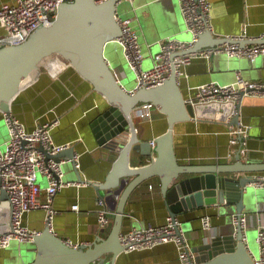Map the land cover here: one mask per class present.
Wrapping results in <instances>:
<instances>
[{"label": "crops", "instance_id": "1", "mask_svg": "<svg viewBox=\"0 0 264 264\" xmlns=\"http://www.w3.org/2000/svg\"><path fill=\"white\" fill-rule=\"evenodd\" d=\"M11 1L0 0V5ZM129 1L132 6L129 19L141 48L148 56L145 61L147 66L152 64V58L158 52L159 44L163 40L174 39L182 42L191 40L192 36L187 31L179 0ZM209 2L213 36L237 38L246 41L243 45H251L247 41L257 40L264 35V0H209ZM3 34L4 31L0 28V36ZM115 44L120 45L114 41L109 46ZM115 50V47L110 48V56L106 53L105 56L117 79L126 89L133 90L136 85V75L131 69L128 71L125 68L127 63L113 54ZM238 72L246 80L264 82V55H258L253 61L243 57H229L225 53L212 55L209 59L195 57L188 65L181 68L178 77L179 86L185 97H189L191 87L210 81L229 84L235 81ZM40 78L41 76L18 95L12 104L11 113L19 118L27 129H32L37 122H45L58 116L60 124L53 130L56 143L75 141L74 151L80 155V168L77 172L82 181L86 179L96 183L103 182L118 154L115 152L110 154L109 150L99 146L92 123L108 108L107 101L93 92L90 85L68 67L61 69L55 78H51L45 72ZM240 117L250 126L249 137L243 140L242 146L238 138L232 140V137L225 132L226 127L221 123L212 120L176 123L174 146L179 164L213 165L222 163L221 160L225 158L228 163H232L235 152L240 147L241 162L264 163V97H244L240 103ZM135 127L139 137L150 143L166 130L167 122L165 116L154 107L152 119H140L136 115ZM7 138L4 113L0 112L1 148H4ZM61 158L65 159L67 156ZM146 161H149L148 158L144 162ZM63 166L67 169L65 180L78 181L70 162L63 163ZM37 180L41 188L47 187L48 181L44 175L38 174ZM255 188L256 199L245 208L243 215L247 220L245 229L247 246L261 261L256 236L258 227L264 225V188ZM40 198L45 200V195H41ZM162 199L157 177L138 185L127 200L126 221L122 232L134 227L162 225L168 215ZM97 200L98 196L91 185L61 189L52 200L55 215L51 231L73 246L90 245L97 238H104L101 231L107 233L110 230L118 199L104 198L109 211L107 215L109 223L103 229L97 226ZM73 205H77L79 209L73 210ZM222 209L224 208L220 206H207L191 209L176 216L192 248L200 245L207 237L231 232L232 220L230 223L227 219L234 213L229 212V216ZM206 216L211 221V230L208 233L202 229V219ZM23 222L29 229L40 232L46 227L45 211L32 210L24 216ZM8 223L9 204L7 199L2 198L0 199V232ZM25 245L16 242L11 243L6 249H0V264H23L20 254ZM176 261V247L172 243H167L149 250L129 253L123 251L117 256L114 264H174Z\"/></svg>", "mask_w": 264, "mask_h": 264}, {"label": "water", "instance_id": "2", "mask_svg": "<svg viewBox=\"0 0 264 264\" xmlns=\"http://www.w3.org/2000/svg\"><path fill=\"white\" fill-rule=\"evenodd\" d=\"M121 1L64 0L50 25L40 26L19 45L0 47V112L10 114L18 95L44 72L55 78L61 69L68 67L107 101L108 108L99 114L92 128L99 146L109 150L110 154H118L103 182L88 181L98 198L118 199L110 230L107 233L101 231L105 237L97 238L90 245L73 246L45 227L23 246L27 253L21 251L22 263L114 264L123 252L119 235L126 221L127 200L138 185L157 177L162 202L172 217L214 205L224 208L222 210L229 216V212L234 213L227 219V222L232 220L231 232L207 237L192 248L195 264H264L248 248L246 232L240 224L233 223V216L239 218L256 199L251 176L264 172V163L241 162L240 147L232 163L225 158L222 163L213 165L179 164L175 154L174 125L213 119L209 109L217 106L188 103L174 65L169 77L159 86L133 90L124 87L105 56L109 44L122 35L116 20L117 4ZM247 42L264 44V36ZM223 43L243 45L246 41L218 38L206 31L191 48L178 52L176 56ZM54 61L60 62L58 68L51 67ZM143 103H151L167 122L166 130L154 139V147L139 137L135 127L134 111ZM240 118L238 106L231 124H237ZM238 140L242 146L243 139L239 137ZM74 152V147H70L54 158H71ZM146 158L149 161L144 162ZM70 165L78 180L82 181L72 162ZM2 198L7 199L5 191L0 193ZM8 230L9 225L0 234Z\"/></svg>", "mask_w": 264, "mask_h": 264}, {"label": "built area", "instance_id": "3", "mask_svg": "<svg viewBox=\"0 0 264 264\" xmlns=\"http://www.w3.org/2000/svg\"><path fill=\"white\" fill-rule=\"evenodd\" d=\"M64 0H12L0 5V28L4 34L0 36V47L19 45L40 26H48L56 17L57 9ZM180 9L187 31L191 34L189 42L174 39L163 40L159 44L158 52L152 58V67L142 69L144 60L137 34L131 28V19H122L116 15L122 35L115 41L123 47V54L129 68L135 73V88H152L159 86L169 77L174 65L179 77L181 68L188 65L195 57L209 59L212 55L225 53L229 57L247 58L253 61L258 55H264V44L251 43H223L213 47L176 56L180 51L187 50L198 41L199 36L212 32L210 21L211 4L209 0H179ZM262 35L261 37H263ZM237 39V38H235ZM242 39V38H241ZM253 40V39H252ZM175 55V56H174ZM116 75V74H115ZM187 102L196 105H206L214 115L212 120L223 124L225 132L232 140L241 137L246 140L250 134V126L240 118L237 124H231L238 113V106L244 97H264V82L244 79L236 73V79L229 84H219L210 81L190 88ZM229 105V106H228ZM136 115L140 119H152L154 106L143 103L136 108ZM8 138L4 148L0 147V193L5 191L9 204V230L0 234V249L8 248L13 241L18 243L31 242L39 232L29 229L23 222L24 216L32 211H45L46 227L52 229L55 211L52 208L54 196L65 187L89 185L88 181L64 180L63 163L72 162L75 170L80 168V155L76 152L71 158H54L58 153L73 147L75 141L56 143L53 130L59 126L58 116L45 121L37 122L32 129L14 114H4ZM152 147L155 141H150ZM48 156V157H47ZM38 174L46 177L48 185L41 188L38 184ZM254 187L264 188V173H255L251 176ZM45 195V200H41ZM97 226L105 228L108 223V213L102 198L97 200ZM77 211V205L72 206ZM233 223L240 224L245 231L247 220L245 215L239 218L233 216ZM202 229L205 233L211 230L209 217H203ZM119 241L124 252L149 250L161 244L172 243L176 247L177 261L174 264H195V253L192 251L188 236L182 228L181 222L167 215L165 222L159 226L134 227L119 235ZM256 242L258 244L261 261L264 262V225L257 229Z\"/></svg>", "mask_w": 264, "mask_h": 264}, {"label": "rangeland", "instance_id": "4", "mask_svg": "<svg viewBox=\"0 0 264 264\" xmlns=\"http://www.w3.org/2000/svg\"><path fill=\"white\" fill-rule=\"evenodd\" d=\"M131 11H132V6H131L130 1L122 0L120 3L117 4V14H118V16L120 18H122V19L129 18ZM131 28H132V25H131ZM139 45H140V43H139ZM112 47H115V49H116L113 54H116V56L120 57V59L126 64L127 61L125 62L126 59H125L124 54H123V47L120 46V45L115 44V45L108 46V48L106 50L107 56H110V48H112ZM140 48H141V45H140ZM141 53L143 54V57H145V59L143 60V63H142V69L143 70L150 69L152 67V64L150 66H147L146 63H145V61H146V59L148 57V56L145 55L146 51L141 48ZM125 68L128 71H131L129 66H128V63L125 65ZM62 169L64 171V180H65L66 179L65 171L67 170L66 166L62 165ZM14 243H16V242L13 241L12 244H14ZM22 245H25V244L22 243ZM22 252L27 253L26 248L23 249Z\"/></svg>", "mask_w": 264, "mask_h": 264}, {"label": "bare ground", "instance_id": "5", "mask_svg": "<svg viewBox=\"0 0 264 264\" xmlns=\"http://www.w3.org/2000/svg\"><path fill=\"white\" fill-rule=\"evenodd\" d=\"M52 65H53V66H51V67L58 68L59 65H60V62H59V61H54V62H52Z\"/></svg>", "mask_w": 264, "mask_h": 264}, {"label": "trees", "instance_id": "6", "mask_svg": "<svg viewBox=\"0 0 264 264\" xmlns=\"http://www.w3.org/2000/svg\"><path fill=\"white\" fill-rule=\"evenodd\" d=\"M42 76H43V74L41 75V78H42ZM41 78H40V79H41Z\"/></svg>", "mask_w": 264, "mask_h": 264}]
</instances>
